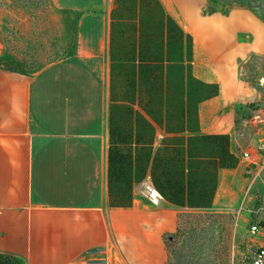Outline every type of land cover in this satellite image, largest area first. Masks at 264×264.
Listing matches in <instances>:
<instances>
[{"label": "crops", "instance_id": "crops-1", "mask_svg": "<svg viewBox=\"0 0 264 264\" xmlns=\"http://www.w3.org/2000/svg\"><path fill=\"white\" fill-rule=\"evenodd\" d=\"M160 1L192 35V75L219 87L218 94L197 104V132L225 133L231 140L237 130L236 107L245 104L236 95L240 84L231 61L241 50L264 56V23L241 19L250 40L238 41V17L205 16L203 0ZM51 2L78 13L74 53L31 76L0 67V251L24 264H73L102 254L115 263L118 256L120 264H166L164 238L175 232L178 214L186 207L164 198L159 205L144 200L140 184L150 177L148 172L132 184L131 206L108 203L110 109L130 104L118 101L114 89L113 0ZM6 50L0 30V55ZM162 136L158 131L155 146ZM240 165L218 170L210 208L225 204L233 179L241 180Z\"/></svg>", "mask_w": 264, "mask_h": 264}, {"label": "trees", "instance_id": "trees-1", "mask_svg": "<svg viewBox=\"0 0 264 264\" xmlns=\"http://www.w3.org/2000/svg\"><path fill=\"white\" fill-rule=\"evenodd\" d=\"M233 6L254 12L238 0L203 14H227ZM109 15L112 76L118 60V86L121 75L125 82L118 101L130 103L112 104L110 109L109 205L131 206L132 184L148 172L168 203L210 208L218 170L238 164L228 134L197 132V104L218 94V84L203 83L192 75V35L166 13L160 0H113ZM0 67L24 73L5 52ZM158 131L163 136L155 146ZM0 264L24 262L0 251Z\"/></svg>", "mask_w": 264, "mask_h": 264}, {"label": "rangeland", "instance_id": "rangeland-1", "mask_svg": "<svg viewBox=\"0 0 264 264\" xmlns=\"http://www.w3.org/2000/svg\"><path fill=\"white\" fill-rule=\"evenodd\" d=\"M237 1L203 0L201 13L217 11L223 4H236ZM243 1L254 12L236 6L227 14L214 12L228 21L238 17L235 23L240 25L234 27L238 41L250 40L243 27L248 24L247 18L253 17L264 23V0ZM75 23L73 12L55 8L51 0H0V30L7 46L5 53L19 62L26 75L31 76L46 64L74 53ZM203 58L206 60V57ZM4 62L9 64V60ZM213 62L215 64V58ZM231 63L235 64L236 79L240 84L236 95L243 99L244 105L250 109L248 112L257 108L262 112L264 87L258 85L257 78L264 75V56L241 50ZM116 65L114 89L118 96V90L121 94L125 82L121 75L118 86V63ZM238 105L237 113L240 112ZM121 116L124 121V114ZM249 126L237 117V129L246 130ZM252 130L249 127L246 132ZM231 141L233 148L234 139ZM241 164V180L235 176L233 192L224 205L186 207L180 211L175 232L164 238L166 264H243L250 251L264 246V230L254 236L248 233L250 221L260 215L259 209L264 203V167L247 173V163ZM235 171L238 170L232 172Z\"/></svg>", "mask_w": 264, "mask_h": 264}, {"label": "built area", "instance_id": "built-area-1", "mask_svg": "<svg viewBox=\"0 0 264 264\" xmlns=\"http://www.w3.org/2000/svg\"><path fill=\"white\" fill-rule=\"evenodd\" d=\"M257 82L259 86L264 87V75L259 76ZM238 110L240 112L237 113V117L241 118L245 124L250 125L249 127L253 130L246 132L248 127L246 130L237 129L234 132L232 137L235 142L233 151L238 158V163H247L246 172L250 173L253 170L264 167V110L260 112V109L257 108L256 110L248 112L250 109L241 103L238 105ZM246 135L248 136L246 137ZM237 136L238 138H236ZM140 194L144 200L153 205H159L163 200L162 195L149 176L142 180ZM259 210L260 215L252 219L248 226V233L251 236L264 230V203ZM116 260L115 263L112 256L102 254L91 258L80 259L73 264H120L118 256H116ZM243 264H264V246H258L250 251Z\"/></svg>", "mask_w": 264, "mask_h": 264}]
</instances>
